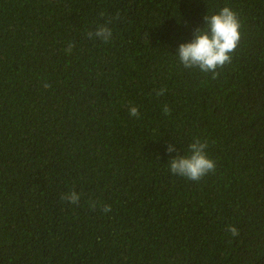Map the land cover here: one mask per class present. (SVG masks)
I'll return each mask as SVG.
<instances>
[{
    "label": "trees",
    "instance_id": "1",
    "mask_svg": "<svg viewBox=\"0 0 264 264\" xmlns=\"http://www.w3.org/2000/svg\"><path fill=\"white\" fill-rule=\"evenodd\" d=\"M225 6L213 79L176 53ZM195 138L199 181L168 167ZM0 264H264V0H0Z\"/></svg>",
    "mask_w": 264,
    "mask_h": 264
},
{
    "label": "clouds",
    "instance_id": "2",
    "mask_svg": "<svg viewBox=\"0 0 264 264\" xmlns=\"http://www.w3.org/2000/svg\"><path fill=\"white\" fill-rule=\"evenodd\" d=\"M241 22L234 12L228 6L219 10V12L204 16V27L195 29L193 38L190 42L180 43L177 55L180 63L185 68H198L201 72H210L215 79L219 73L217 69L231 63L233 53L240 41ZM89 38H99L107 43L112 37V30L107 25L99 26L94 32L87 33ZM73 44L69 42L65 52L71 53ZM45 88L50 87L47 83ZM163 89L156 92L157 95L163 94ZM163 112L167 115L170 109L167 105L163 107ZM129 115L139 118V111L136 106L129 108ZM208 142L195 138L188 145V155L177 153L171 157L168 162L169 170L174 175L185 177L191 181H199L205 175L215 171V162L210 159L206 153ZM173 146L168 145L166 151L171 153ZM62 201H68L71 204H77L80 200V194L70 191L61 195ZM89 206L96 207V202L90 201ZM103 212L111 211L110 205L102 207ZM227 231L231 235H238V229L232 225L227 226Z\"/></svg>",
    "mask_w": 264,
    "mask_h": 264
}]
</instances>
